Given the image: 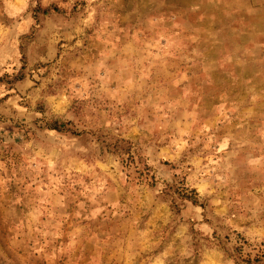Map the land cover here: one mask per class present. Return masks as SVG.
Listing matches in <instances>:
<instances>
[{
	"label": "rangeland",
	"instance_id": "obj_1",
	"mask_svg": "<svg viewBox=\"0 0 264 264\" xmlns=\"http://www.w3.org/2000/svg\"><path fill=\"white\" fill-rule=\"evenodd\" d=\"M0 264H264V0H0Z\"/></svg>",
	"mask_w": 264,
	"mask_h": 264
},
{
	"label": "trees",
	"instance_id": "obj_2",
	"mask_svg": "<svg viewBox=\"0 0 264 264\" xmlns=\"http://www.w3.org/2000/svg\"><path fill=\"white\" fill-rule=\"evenodd\" d=\"M53 129L59 131L58 127H54Z\"/></svg>",
	"mask_w": 264,
	"mask_h": 264
}]
</instances>
